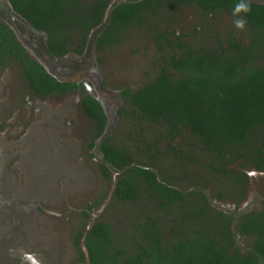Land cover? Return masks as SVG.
<instances>
[{
    "label": "trees",
    "instance_id": "16d2710c",
    "mask_svg": "<svg viewBox=\"0 0 264 264\" xmlns=\"http://www.w3.org/2000/svg\"><path fill=\"white\" fill-rule=\"evenodd\" d=\"M9 1L34 29L47 35L49 52L59 57L72 48L82 53L99 25L103 31L96 47L102 50L119 44L129 26L149 21L158 52H169V56L163 57L151 82L138 90H123L125 103L118 114L162 126L171 140L188 133L211 159L207 166L210 177L227 179L232 197L246 195L249 176L238 167L252 165L264 170V0L250 1L252 11L241 14L247 21L243 31L230 30L224 38L216 33L213 43L196 47L173 29L179 8L194 7L202 12L207 22L203 29H207L221 14L235 19L231 13L238 0H126L111 10L112 0ZM12 59L20 63L28 88L36 96L81 86L50 74L29 55L14 31L0 22V64L7 65ZM81 104L94 123L90 148L99 151L102 176L108 182L111 169L120 173L116 199L139 202L148 198L163 208L174 207L182 228L172 226V235L166 240L158 218L145 214L136 223L138 239L131 242L99 220L86 235V254L79 244L81 231L75 236L78 264L264 263V208L235 216L215 208L204 185L179 188L169 179V171L155 169L143 153L133 151L127 143H115L113 133L105 136L109 117L98 99L86 95ZM169 146L175 157L195 161L177 146ZM147 149L148 158L155 159L157 145L148 143ZM237 233L253 238L246 253L236 246Z\"/></svg>",
    "mask_w": 264,
    "mask_h": 264
},
{
    "label": "rangeland",
    "instance_id": "374dc122",
    "mask_svg": "<svg viewBox=\"0 0 264 264\" xmlns=\"http://www.w3.org/2000/svg\"><path fill=\"white\" fill-rule=\"evenodd\" d=\"M168 24L163 22V25ZM206 25L202 12L184 6L177 11L173 29L195 47L213 43L216 33L224 38L230 30L236 32L233 19L227 14H221L207 29H203ZM149 29L147 20L135 23L122 32L119 44L102 50L94 47L98 34L93 32L82 54L70 49L61 61L62 67L57 65L58 72L65 76L62 80L85 83L88 89L67 95L40 99L30 92L19 64L13 62L0 68V182L3 176H9L11 183L8 185L17 183L18 188L12 187L17 191L14 202L19 199L27 202L23 204L29 206L26 211L37 218H46L48 225L45 230L53 234L50 236V232L44 231L40 237L39 231L35 233L29 229L27 236L25 227L19 225V231L13 233V240L7 237L12 243L6 240L8 246L0 245V264H20V249L43 256L46 264H77L78 251L73 239L77 232L84 233L99 220L109 223L115 234L131 242L138 239L136 223L145 214L158 218L166 240L172 235V226L177 230L182 228L180 213L176 214L174 207L163 208L148 198L139 202L116 199L120 173L111 169V178L107 182L99 168V152L89 147L93 126L81 108V100L87 94L98 96L106 105L115 143H127L133 151L143 153L145 161L155 169L169 171V179L179 188L192 190L204 185L213 206L235 216L263 210L264 170L240 165L238 168L249 176V181L246 195L234 198L227 179L222 175L210 177L207 166L211 159L188 133L171 140L165 136L162 126L150 124L141 117L134 118L131 114L127 117L118 114L124 106L122 91L126 88L138 90L151 82L163 57L169 56V52H158ZM15 30L20 38L28 39V35L21 33L18 27ZM74 39L76 42L79 40L76 35ZM28 51L54 73L47 65L53 63L49 53H42L37 44L28 46ZM29 136H34L35 142H28ZM148 143L157 145L155 159L146 155ZM169 144L177 146L195 161H182V158L175 157ZM19 162L23 164L20 167ZM12 188H9L10 192ZM5 193L9 194L8 191ZM1 206L0 214L4 213ZM10 220L9 226L12 227L14 220ZM6 229L3 233L5 238L8 234ZM87 234L80 235V246L85 254ZM42 237L43 241H39ZM252 241L251 236L236 235V246L242 253L251 249ZM40 247L48 249L47 252H42Z\"/></svg>",
    "mask_w": 264,
    "mask_h": 264
},
{
    "label": "flooded vegetation",
    "instance_id": "af4514ba",
    "mask_svg": "<svg viewBox=\"0 0 264 264\" xmlns=\"http://www.w3.org/2000/svg\"><path fill=\"white\" fill-rule=\"evenodd\" d=\"M123 1H126V0H118V1H116V2H114V0H112L111 1V4H110V6L112 5V4H115V5H117V4H119V3H121V2H123ZM251 1V0H250ZM109 6V7H110ZM109 9V8H108ZM0 22H2V23H4V24H6V25H8L13 31H14V33L16 34V30H15V27H18L19 29H20V31H21V33H25V34H27L28 35V39H23V38H20V36L18 35V34H16V36H17V39L20 41V43L25 47V49H26V51L29 53V55L32 57V55L30 54V52L28 51V46L30 47V46H32V45H39L40 46V49H41V51H42V53L43 52H47V53H49L48 55H49V57H50V61H53V63L51 64V63H47V65H49L50 66V68L52 69V70H54V73H52L51 71H50V69L45 65H43L46 69H47V71L50 73V74H52L53 76H55L56 78H58L59 80H61V81H64V80H62L63 79V77H65L64 75H62L61 73H59L58 72V66L57 65H60V67H62V64L63 63H61V61H62V59L64 58V56L65 55H67V53H65L63 56H55V55H53V54H51L50 52H49V48H48V46H47V35L44 33V32H40V31H38V30H36V29H34L32 26H31V24L29 23V21L26 19V18H24L20 13H18V12H16L15 10H14V8L12 7V5H11V3H10V1L9 0H0ZM101 31H103V28H102V26L101 25H99V27H97L96 29H94V32H96L98 35H99V32H101ZM38 34H41L42 36H39ZM92 34L93 33H91L90 34V36L89 37H91L92 36ZM98 36L96 35V38H97ZM42 39V40H41ZM95 40H97V39H95ZM88 42H89V39H88V41H87V44H88ZM96 49H97V47H96V41H95V46H94ZM87 49V45H86V47H85V49H84V51ZM98 50V49H97ZM83 51V52H84ZM82 52V53H83ZM77 53V52H76ZM81 53V54H82ZM78 54V53H77ZM80 54V53H79ZM33 59H35L34 57H32ZM36 60V59H35ZM37 61V60H36ZM17 63V64H19V66L21 67V65H20V63L16 60V59H12V60H10V61H8V63H7V65L8 64H11V63ZM40 63V62H39ZM41 64V63H40ZM7 65H1L0 64V68H4V67H7ZM21 71H22V68H21ZM65 75H67V74H65ZM22 76H23V73H22ZM24 78V77H23ZM25 80V79H24ZM26 81V80H25ZM73 80H66L65 82H72ZM98 81V80H97ZM27 82V81H26ZM74 82V81H73ZM76 83H79V84H81V86L79 87V88H76V89H74V90H71V91H67V92H65V93H56V94H52L51 96H62V95H67V94H69V93H73V92H76V91H78V90H80V89H88L87 88V85L85 84V83H82V82H76ZM28 84V83H27ZM30 90V89H29ZM30 92H31V90H30ZM123 92V91H122ZM32 93V92H31ZM33 94V93H32ZM33 95H35V94H33ZM87 95H89V94H87ZM36 96V95H35ZM51 96H47V97H40V96H36V97H38V98H40V99H46V98H49V97H51ZM86 96V95H85ZM85 96H83V98L85 97ZM91 96H93V95H91ZM93 97H95L96 99H98V96H93ZM82 98V99H83ZM121 99H122V101H123V103H125V101H124V99L122 98V96H121ZM99 100V99H98ZM100 101V100H99ZM81 102H82V100H81ZM101 103H102V105H103V107L105 108V111H106V113H107V115H108V117H109V125H108V127H107V130H106V132H108L109 134L111 133L110 131V121H111V118H110V114L108 113V111H107V109H106V105H104L103 104V102L102 101H100ZM81 108H82V110H83V112H84V114L87 116V114L85 113V111H84V109H83V106H82V104H81ZM116 109H117V107H116ZM116 109H114V110H116ZM88 117V116H87ZM89 118V117H88ZM90 119V118H89ZM90 121L92 122V131H91V133H90V137L89 138H91V134H92V132H93V129H94V123H93V121L90 119ZM105 132V133H106ZM28 142H30V141H33V142H35V137L34 136H29V138H27L26 139ZM100 140H103V137L100 139ZM28 144V143H27ZM37 144H39V143H37ZM89 147H90V142H89ZM91 150H97L96 148L95 149H92V148H90ZM98 151V150H97ZM45 152V151H44ZM99 152V151H98ZM45 154V153H44ZM46 155V154H45ZM46 157V156H45ZM102 159V158H101ZM20 160H21V155H20ZM46 160H48V158L46 157ZM21 165H23L21 162H19V167L21 166ZM26 168V167H25ZM73 169V168H72ZM74 176H76L75 174H74ZM3 177H4V179H3ZM2 177V179L3 180H1V182L0 183H2V185H1V188L2 189H0V204L2 205L1 206V212H4V213H1L0 214V238H1V240H0V245L2 246V245H4L5 247L6 246H8L9 244H8V242L9 243H12L10 240H7V237H10V239H12L13 240V233L15 232V231H19L18 229H19V225H23V227H25V234L28 236L29 235V233H28V230L29 229H32L31 230V232L33 231V232H35L36 233V231H39V235H40V237H41V235H42V233L44 232V231H48V232H50L49 230H45L46 229V227H47V225H48V223H47V219L46 218H44V217H40V218H37V217H35V215L33 216L31 213L32 212H28V211H26V210H28L29 209V206L28 205H25V206H23V204H28L27 202H24V201H21V199H19L17 202L15 201L14 202V200L16 199V194H17V191H16V189L15 188H12V187H17L18 188V184L16 183V184H12L11 186L10 185H8V184H10L11 182L9 181V176L7 177V176H3ZM29 186V185H28ZM9 188H12V191L10 192L9 191ZM6 191H8L9 192V194L7 195V193H5ZM18 207H20L21 209H18ZM10 219H12V220H14L13 221V224H12V227H10L9 226V223H10ZM34 220H35V222H34ZM34 222V223H33ZM93 226V225H92ZM92 226L90 227V229L92 228ZM7 228V229H6ZM5 229L7 230V232H8V234H7V236H6V238L4 237V235H3V233L5 232ZM89 229V230H90ZM89 230H87V231H85L84 233H82L83 234V236L89 231ZM30 232V233H31ZM51 233V232H50ZM46 234H48V233H46ZM20 235H23V233H21L20 232ZM50 236L51 235H53L52 233L51 234H49ZM81 235V234H80ZM44 236H46V235H44ZM83 236H82V238H83ZM39 237V236H38ZM80 239H81V236H80V238H79V244H80ZM84 239V238H83ZM8 242H7V241ZM39 241H43V237L42 238H40V239H38ZM84 242H85V239H84ZM73 244L75 245V237H74V239H73ZM48 248V247H47ZM40 250L43 252H47V250L48 249H46V248H42V247H40ZM79 256V255H78ZM37 257H38V259H40L41 260V264H46V258H44L43 256H39V255H37ZM78 260V259H77ZM78 264V263H77Z\"/></svg>",
    "mask_w": 264,
    "mask_h": 264
},
{
    "label": "clouds",
    "instance_id": "9594fccd",
    "mask_svg": "<svg viewBox=\"0 0 264 264\" xmlns=\"http://www.w3.org/2000/svg\"><path fill=\"white\" fill-rule=\"evenodd\" d=\"M251 11L250 0H238L234 4L231 15L235 17L233 25L236 29L241 31L245 29L247 21L241 14H248ZM20 264H41V260L38 259L35 253L20 249Z\"/></svg>",
    "mask_w": 264,
    "mask_h": 264
},
{
    "label": "water",
    "instance_id": "95a60500",
    "mask_svg": "<svg viewBox=\"0 0 264 264\" xmlns=\"http://www.w3.org/2000/svg\"><path fill=\"white\" fill-rule=\"evenodd\" d=\"M114 7H115V4H112V5L109 7V9H108V10H111V9H112V8H114ZM108 134H109V133H108V132H106V133H105V136H108Z\"/></svg>",
    "mask_w": 264,
    "mask_h": 264
}]
</instances>
